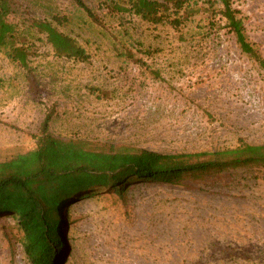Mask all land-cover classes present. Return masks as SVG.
I'll list each match as a JSON object with an SVG mask.
<instances>
[{
	"label": "rangeland",
	"instance_id": "1",
	"mask_svg": "<svg viewBox=\"0 0 264 264\" xmlns=\"http://www.w3.org/2000/svg\"><path fill=\"white\" fill-rule=\"evenodd\" d=\"M8 1L17 42L33 48L29 71L0 49V162L36 147L50 110L48 135L94 151L187 155L264 145V71L240 52L218 4L186 0L175 29L109 12L116 0H82L93 18L72 0ZM231 1L264 59V0ZM53 16L88 61L55 57L45 35L28 27V17ZM125 186L122 197L94 186L86 191L93 198L79 193L62 209L56 264H264L263 168ZM15 222L0 215V264H30Z\"/></svg>",
	"mask_w": 264,
	"mask_h": 264
},
{
	"label": "trees",
	"instance_id": "2",
	"mask_svg": "<svg viewBox=\"0 0 264 264\" xmlns=\"http://www.w3.org/2000/svg\"><path fill=\"white\" fill-rule=\"evenodd\" d=\"M72 1L89 18L94 17L82 0ZM116 1L109 12H128L152 25L167 22L177 29L186 17L182 10L186 0H121L124 8ZM205 1L221 7L220 17L240 52L264 71V59L258 46L246 36L241 11L233 7L231 0ZM13 12L8 0H0V49L5 50L12 63L29 71L33 47L17 42V25L9 21ZM27 20L29 28L45 35L55 57L77 62L89 60L74 39L53 25L62 23L60 17L53 16L52 21L29 17ZM52 115V110L45 115L34 149L0 162V215L15 216L16 228L21 233L19 243L30 264H56L61 260L65 225L61 211L74 203L79 193H84L85 198L97 195L86 192L94 186H104L122 197L125 184L139 178L176 186L185 179L209 173L247 167L264 169V145L243 141L232 149L212 154L165 155L129 148L89 150L82 142L48 135Z\"/></svg>",
	"mask_w": 264,
	"mask_h": 264
}]
</instances>
